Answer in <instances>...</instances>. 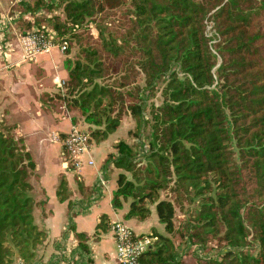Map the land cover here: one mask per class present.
I'll use <instances>...</instances> for the list:
<instances>
[{
	"label": "trees",
	"instance_id": "obj_1",
	"mask_svg": "<svg viewBox=\"0 0 264 264\" xmlns=\"http://www.w3.org/2000/svg\"><path fill=\"white\" fill-rule=\"evenodd\" d=\"M105 0H61L53 5L20 0L15 25L20 34L33 27L56 30L66 39L63 67L67 79L56 94L67 111H76L89 127V143L104 140L128 113L138 125L158 82L161 103L148 121L146 163L119 141L106 163L131 172L117 175L111 205L129 200L125 219H144L154 203L160 223L174 230L175 203L198 201L187 240L222 242L223 252L203 263L184 261L171 239L156 231L140 257L144 264H264V0H120L125 5L126 35L118 40L97 28V39L72 58V39L87 19L101 12ZM46 25L42 24L44 19ZM214 30V44L206 23ZM143 76V86L136 84ZM116 76V82L107 79ZM75 124V118H71ZM86 132V131H85ZM66 134L60 133L61 139ZM61 158L67 159L62 145ZM35 163L22 138L0 122V264H30L44 232L33 221L29 177ZM72 170V168H69ZM168 189L170 197L159 198ZM57 198L68 197L59 180ZM246 209L244 216L243 210ZM100 217L96 225L105 230ZM140 235V234H138ZM88 252L84 233H75ZM257 250L252 253L250 243Z\"/></svg>",
	"mask_w": 264,
	"mask_h": 264
},
{
	"label": "crops",
	"instance_id": "obj_2",
	"mask_svg": "<svg viewBox=\"0 0 264 264\" xmlns=\"http://www.w3.org/2000/svg\"><path fill=\"white\" fill-rule=\"evenodd\" d=\"M8 58L5 60L0 53V122L11 126L14 135L22 138L35 163L29 177L34 202L32 215L37 228L45 234L30 264H116V244L111 230L115 221L124 222L135 234L156 231L164 235V224L158 221L155 209L144 219H125L129 202L122 201L120 209L112 207L111 199L120 172L112 163H106L107 154L115 149L106 143L108 139L95 145L102 152L97 161L92 156L94 145L90 146L88 156L94 161L92 166L84 165L79 171L62 168L60 133L66 134L76 127L71 122L74 116L64 106L56 107L53 98L61 82L67 79L63 53L52 48L25 60L18 52H11ZM99 172H103L105 178L103 190L95 186ZM61 177L68 190L64 201H59L56 193ZM102 215L106 216L105 230L99 229L95 234ZM66 227L71 229V236ZM75 233L87 235L88 252L79 246ZM66 243L70 244V249H76L69 253L65 250L67 256L63 251L62 260L58 262L56 253Z\"/></svg>",
	"mask_w": 264,
	"mask_h": 264
},
{
	"label": "rangeland",
	"instance_id": "obj_3",
	"mask_svg": "<svg viewBox=\"0 0 264 264\" xmlns=\"http://www.w3.org/2000/svg\"><path fill=\"white\" fill-rule=\"evenodd\" d=\"M20 0H0V12L7 13L8 10H11L13 13L14 8L17 2ZM22 1V0H21ZM44 5L51 4L53 8L47 14H61L62 13V4L60 3L61 0H50L44 1L42 0ZM54 1V2H53ZM104 8L101 12L95 14L93 17L87 19V21L78 28L76 36L72 39L71 49H70V56L72 58H77L79 56L80 50L82 47L87 46L89 42H92L97 39V28L103 27L105 34H110L121 40L123 36L126 35V27H125V18H124V11L125 5L120 0H105ZM14 9V10H12ZM45 14L42 15L44 21L42 24L46 25L48 22L46 21ZM206 23V21H205ZM206 35L211 37L212 40L210 41L211 44H214L215 38L214 30L210 22L206 23L205 27ZM107 82L112 83L116 82V76H112L111 78L107 79ZM136 84L139 86H143V76L139 75L136 79ZM163 87L162 82H158L155 85L154 92L149 95L146 101V109H145V120L141 125L137 123L135 118H132L128 113H125L119 126L112 131L105 139H108L106 142L108 145H111L115 148V145L119 141H124L129 144L135 152L138 153V157L135 159L136 166H142L146 163V159L144 154L147 152V141L150 137L151 132V123L148 121L149 118V110L152 105H159L161 103V89ZM57 94L63 93V87H59ZM53 98L56 99V107L63 106L62 100L57 98L56 93H53ZM52 98V99H53ZM71 116L73 115L75 118V125L76 128L86 131L89 134V127L87 124L83 122L82 117L76 111H70ZM72 118V117H71ZM74 127V126H73ZM94 129V127H90ZM90 135V134H89ZM104 139V140H105ZM103 141V140H102ZM97 143L92 140V156L94 160H99L102 157L101 150L95 146ZM116 148L111 153H116ZM60 164L62 162V158L60 157ZM63 168V167H62ZM66 170L65 168H63ZM118 172L123 173L127 179L131 180V172L117 169ZM119 174V173H118ZM117 174V175H118ZM159 198L170 197V193L168 189H162L158 192ZM130 199L127 200L129 202ZM198 206V201H188L183 200L181 203H175V215H174V230L172 232H167L164 227V231L162 230L163 234L168 236L174 244L175 253L178 257H180L184 261H195L203 263L204 261L208 260L210 257H218L223 252V243L217 241L216 239H210L205 244L202 243H193L190 240H187V224L191 222V218L194 212V209ZM147 207L149 210L154 209L153 202H147ZM150 214V213H149ZM149 214L146 217H149ZM243 214L245 216L246 209L243 210ZM251 252L254 253L257 250V246L254 242H251ZM200 250V251H199Z\"/></svg>",
	"mask_w": 264,
	"mask_h": 264
},
{
	"label": "built area",
	"instance_id": "obj_4",
	"mask_svg": "<svg viewBox=\"0 0 264 264\" xmlns=\"http://www.w3.org/2000/svg\"><path fill=\"white\" fill-rule=\"evenodd\" d=\"M45 2L48 0H44ZM52 2V0H50ZM54 2V1H53ZM18 19V13L8 10L7 13L0 12V53L8 60L11 52H18L22 60L29 59L37 54L49 52L52 48H57L61 52L66 48L67 41L58 37L56 30L51 28L38 29L33 27L26 34H20L15 21ZM63 81L61 82V86ZM90 135L76 127H72L61 139V144L67 151L68 158L62 159L61 166L66 170L72 168L79 171L82 166H92L93 159L88 156L91 143ZM87 155L86 159L83 157ZM108 164V163H107ZM111 164V163H109ZM96 189L103 190L105 178L103 172H99L95 182ZM111 230L116 244L115 258L116 264H144L140 257L156 240V236L150 234L138 235L122 221L112 223ZM67 234L71 236V229L66 227ZM69 237L66 239L68 240ZM66 243L65 247L56 253L58 262L62 260L61 253L66 256L70 251V244ZM65 250L68 253H65ZM200 251V250H199ZM62 253V254H63ZM64 255V256H65ZM67 259V258H66ZM64 260V259H63ZM16 264H25L17 260Z\"/></svg>",
	"mask_w": 264,
	"mask_h": 264
}]
</instances>
